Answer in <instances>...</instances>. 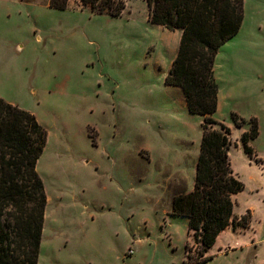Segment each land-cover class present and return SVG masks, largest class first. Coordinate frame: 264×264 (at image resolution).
Returning a JSON list of instances; mask_svg holds the SVG:
<instances>
[{"label": "rangeland", "instance_id": "1", "mask_svg": "<svg viewBox=\"0 0 264 264\" xmlns=\"http://www.w3.org/2000/svg\"><path fill=\"white\" fill-rule=\"evenodd\" d=\"M125 2L114 17L80 0L62 10L0 0V97L47 131L36 164L46 194L37 264H191L186 243L197 258L187 219L169 214L172 187L194 176L203 120L164 83L181 30L150 23L146 0ZM214 75L221 94L209 127L230 128L244 184L233 200L260 212L264 164L244 153L249 125L236 126L231 112L256 117L251 145L264 161V0H244Z\"/></svg>", "mask_w": 264, "mask_h": 264}, {"label": "trees", "instance_id": "2", "mask_svg": "<svg viewBox=\"0 0 264 264\" xmlns=\"http://www.w3.org/2000/svg\"><path fill=\"white\" fill-rule=\"evenodd\" d=\"M93 13L120 16L125 0H80ZM68 0H48L54 9H65ZM148 21L169 31L180 29L178 49L164 83L181 89L189 113L202 116L199 152L191 190L185 181L171 189L170 215L187 219L188 232L197 243V258L184 245L188 263L200 264L210 257L207 249L227 226L246 228L249 210L233 215V196L243 191L234 174L228 150L230 128L217 123L215 57L219 48L242 25L244 0H146ZM233 123L249 128L241 135L242 149L255 158L251 142L259 135L256 117L246 121L231 112ZM47 139L46 129L28 110L0 97V264H37L46 194L36 164Z\"/></svg>", "mask_w": 264, "mask_h": 264}, {"label": "crops", "instance_id": "3", "mask_svg": "<svg viewBox=\"0 0 264 264\" xmlns=\"http://www.w3.org/2000/svg\"><path fill=\"white\" fill-rule=\"evenodd\" d=\"M214 74H215V65H214ZM169 86V85H168ZM180 95L182 93L181 89L178 87ZM217 109L220 103V94L221 89L217 83ZM213 117V116H212ZM214 118V117H213ZM215 119V118H214ZM216 120V119H215ZM245 131V130H244ZM255 151V149H254ZM232 149L229 148L228 154L231 157ZM255 158L258 160V163L255 159L249 158V160L255 161L259 165H263L264 161L255 151ZM232 160V158H231ZM196 164V162H195ZM195 164H194V175H195ZM239 178V176H237ZM264 177V176H260ZM240 179V178H239ZM194 181V176L186 178V186L188 190L192 189ZM263 198H264V191ZM238 195V196H237ZM233 197H239L240 193ZM234 201V200H233ZM234 201L233 206V215L240 217L245 214L247 210L251 212V221L248 227L246 228H234L229 225L224 230H222L216 237L214 243L207 249L205 255L210 258L200 264L213 263L217 261H226L228 264H264V199L261 201L263 205L260 212L256 211L253 206H238L240 205ZM260 225V227L257 226ZM190 241V239L188 240ZM187 242V241H186ZM184 254L186 255L185 251ZM235 258V263L230 262L231 259ZM192 264V263H191Z\"/></svg>", "mask_w": 264, "mask_h": 264}, {"label": "built area", "instance_id": "4", "mask_svg": "<svg viewBox=\"0 0 264 264\" xmlns=\"http://www.w3.org/2000/svg\"><path fill=\"white\" fill-rule=\"evenodd\" d=\"M129 253L132 254L133 253V250L132 249H129Z\"/></svg>", "mask_w": 264, "mask_h": 264}]
</instances>
